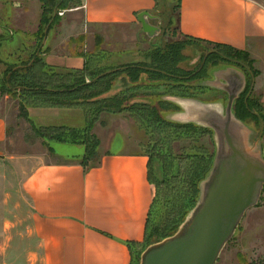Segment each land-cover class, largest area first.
I'll return each instance as SVG.
<instances>
[{
  "label": "crops",
  "instance_id": "crops-1",
  "mask_svg": "<svg viewBox=\"0 0 264 264\" xmlns=\"http://www.w3.org/2000/svg\"><path fill=\"white\" fill-rule=\"evenodd\" d=\"M78 1V9L88 24L141 27L137 20L141 12L156 16L150 21L158 26L160 2L164 0ZM175 2L174 27L182 39L190 37L220 43L249 54L264 49V6L256 1ZM188 54L191 55L190 51ZM64 65L66 70L80 68L84 60L69 58ZM232 72L239 77L244 75L237 67L219 68L217 76L204 81L203 85L223 90V85L230 83L228 74ZM124 86L122 81H117L109 94L118 93ZM168 101L176 102L180 108L162 113L169 121L209 124L210 117L215 116L216 122L222 118L219 113L223 112L222 101L205 104L178 97H171ZM38 111L42 127L81 129L87 122L84 110L81 112L79 108L41 107ZM35 113L37 110L30 109L31 118ZM72 115L82 116L85 122L69 123L67 120ZM122 115L102 112L93 123L91 133L99 143L86 166L81 163L85 145L55 139L47 142L53 159L48 156L47 161L46 156H34L33 160H28L33 163L27 165L29 168L20 186L32 213L29 233L37 241L40 264H133V255L144 250L145 225L155 188L148 179L149 157L141 150L142 130L139 134L132 132V125L129 126V120ZM115 131H119L121 140H114ZM99 132L107 133L104 143ZM9 134L8 123L0 115L2 174L5 165H14L16 161V156L8 152ZM50 142L76 144L82 150L69 155L53 149ZM113 145L115 149H112ZM4 249L0 246L1 251Z\"/></svg>",
  "mask_w": 264,
  "mask_h": 264
},
{
  "label": "rangeland",
  "instance_id": "rangeland-1",
  "mask_svg": "<svg viewBox=\"0 0 264 264\" xmlns=\"http://www.w3.org/2000/svg\"><path fill=\"white\" fill-rule=\"evenodd\" d=\"M58 1L60 0H0V79H3L6 64L11 66L25 64L33 53L46 64L59 70H66L64 64L67 59L81 57L88 72L100 74L110 68L148 59L154 46L182 39L174 27L175 0L160 2L161 17L159 16L160 22L157 23L159 31L151 38L142 32L140 25L88 24L78 9L80 8L78 1L69 2L65 8H59ZM254 1L264 6V0ZM39 27L46 30L45 36L38 34ZM202 45L213 48L206 43ZM190 49L189 47L184 49L186 54L189 51L191 53L188 54L191 59L183 62L186 68L190 67L188 64L190 60L194 64L201 54L200 47L192 46ZM194 49H197V53L193 52ZM247 59H251L256 71L253 76L252 94L258 98L264 108V49L249 54ZM229 66L233 65L219 64L211 70L209 79L217 76V69ZM81 68L83 66L80 70ZM157 89L167 90V87ZM149 90L151 89L139 88L137 92ZM215 93L207 91L204 96H213ZM226 101L223 99V107L226 106ZM31 102L36 104L30 105ZM38 103L25 91L9 93L0 89V115L5 117L10 130L8 152L16 156L14 165H5V172L3 174L0 172V246L5 248L4 251L0 250V264H40V253L36 250L37 241L33 234L29 233L32 213L20 186L29 168L27 165L31 162L28 160H33L34 156L54 158L45 140L38 136L33 128V126L40 127L38 110L41 107ZM73 108L83 111L80 106ZM30 109L38 112L33 114V118ZM24 111L29 119L25 117ZM120 113L129 120L132 132L139 134L142 130L143 134L139 139L141 150L151 154L153 143L151 130L144 125L140 126L131 112ZM72 116L67 120L69 123L85 122L82 116ZM249 125L255 131L241 126L238 128L244 130L248 139L253 141L260 129L254 122H249ZM193 132L170 128L166 132L170 137L164 138L163 141L166 148H161L162 153L159 154L153 151L158 158L153 157L151 160L149 178L155 180L157 185L154 182L155 194L147 214L148 224L153 229H159L163 219H171L178 211L184 213L187 204L189 207L194 205L190 200L196 195L191 171L198 166L200 160L195 157H200V153L206 149L214 158L215 145L211 135ZM114 133L116 137L114 140H121L119 131ZM99 134L104 143L107 133L99 132ZM260 145L264 159V132L260 138ZM50 146L56 151L69 155L78 154L82 150V147L76 144L50 142ZM115 148L116 146L113 145L112 149ZM164 172H170V175L163 178ZM4 229L5 233H3ZM249 263L264 264V188L257 204L245 212L215 264Z\"/></svg>",
  "mask_w": 264,
  "mask_h": 264
},
{
  "label": "trees",
  "instance_id": "trees-1",
  "mask_svg": "<svg viewBox=\"0 0 264 264\" xmlns=\"http://www.w3.org/2000/svg\"><path fill=\"white\" fill-rule=\"evenodd\" d=\"M75 1L78 0H60L58 1V5L59 8H65L69 2ZM46 33L45 29L39 27L38 34L40 36H45ZM202 43L212 45L213 48L205 47ZM192 46L210 51L200 70H198L200 64L191 70L183 66V62L191 59V56L189 58L185 54L184 49ZM248 55L247 52L237 50L228 45L184 37L181 40L167 41L162 45L158 44L154 46L148 59L145 58L140 62H130L124 66L110 68L100 74H95L88 72L85 64L81 70L80 68L77 70L56 69L46 64L44 60L33 53L25 64L18 66L6 64L3 79H0V89L6 90L9 93L18 90L25 91L30 94L31 99L39 102L40 107H82L87 118L84 128L69 129L66 127L42 126L37 128L33 126V128L37 135L45 140L46 144L48 141L55 139L85 145L86 152L81 160L84 166L88 165V160L94 156L99 143L96 136L91 133L92 125L99 115L102 112H131L132 117L140 123V126L144 125L151 130L153 141L151 145L152 153L146 154L149 157L148 179L154 184L155 180L149 178L150 163L153 157L158 158L157 154L159 152L162 153L161 148H166V144L163 141L165 140L164 138L168 139L170 137L166 133L168 129H180L188 131V133L194 131V134L196 132H199L198 134L207 133L211 135L213 140L212 131L207 127L192 122L178 123L165 119L162 115L163 112H175L180 108L175 103L161 98L163 96H177L197 99L203 102L216 101L217 98H214V95L204 96L205 92L210 91L214 93V90L201 84L204 80L209 79V67L215 64L240 67L246 73L249 80L248 83L250 84L252 76H255L256 71L252 66L251 59H247ZM119 80L125 84L121 91L108 98L100 97L111 90ZM159 87H167V90L157 89ZM139 88L151 90L138 93ZM248 92L249 85L235 99L233 113L240 121L244 122V120L251 119L256 126L258 125L259 129L263 128L264 132V108L258 98L252 93L247 97ZM141 98L147 101H135ZM32 104L36 103L31 102L30 105ZM24 115L29 119L26 111H24ZM49 150L51 151L50 148ZM153 151H156L157 154H154ZM196 157L195 159H200L198 160V166L191 171L196 195L190 200L192 203L194 202V205L199 193L198 183L205 177L214 160L213 154L207 152L206 149L200 153V157ZM169 173L164 172L163 178L168 177ZM156 183L155 185H157ZM187 205L184 207V213L178 211L171 219H163L162 226L159 229H153L149 226L148 221H146L144 249L148 245L158 242L176 231L186 213L194 207V205H190V207L189 204ZM139 258V252L134 254L133 264H138Z\"/></svg>",
  "mask_w": 264,
  "mask_h": 264
},
{
  "label": "water",
  "instance_id": "water-1",
  "mask_svg": "<svg viewBox=\"0 0 264 264\" xmlns=\"http://www.w3.org/2000/svg\"><path fill=\"white\" fill-rule=\"evenodd\" d=\"M154 17L149 12L137 15L142 32L150 38L159 31V27L150 21ZM113 88L100 97L115 95L109 94ZM171 97L177 96H163L161 99ZM237 97L234 90L229 92L223 112L219 111L222 114L220 121L216 122L214 116L208 119L209 124H197L212 131L213 163L198 183L199 193L194 207L186 213L175 232L141 252L138 264H215L245 212L257 204L264 187V159L260 145L263 128L253 141L238 128L255 131L235 117L233 103Z\"/></svg>",
  "mask_w": 264,
  "mask_h": 264
},
{
  "label": "flooded vegetation",
  "instance_id": "flooded-vegetation-1",
  "mask_svg": "<svg viewBox=\"0 0 264 264\" xmlns=\"http://www.w3.org/2000/svg\"><path fill=\"white\" fill-rule=\"evenodd\" d=\"M193 52L197 53V49H194ZM209 53H210V51H206L203 48H201V54H200L198 61L195 62L194 64H192V61L190 60V62L188 64H192L193 66L190 65V67H188L186 69L191 70L200 64V66L198 68V70H200L203 67ZM218 65L219 64H215V65H212L211 67H209V73L212 72L211 70L215 69ZM238 68H240V67H238ZM240 69L242 70V68H240ZM242 72L244 75H242L241 77H239L237 74H235L233 72L231 74H228V78H229L230 83H228L227 85H223V90L212 88V90H214V92H216L214 95V98H217L216 100H218V101H221L224 99V101L227 100L226 102H228V95H229V92L231 90H234L235 93H238V97H239V95H241L247 89L248 85H249V92H248L247 97H249L251 95V93L253 92L252 91L253 90L252 85H253L254 77L252 76V81L249 84L248 83L249 80H248L246 73L244 71H242ZM204 81H206V80H204ZM244 122L249 124V122H253V121H251V119H247V120H244Z\"/></svg>",
  "mask_w": 264,
  "mask_h": 264
}]
</instances>
